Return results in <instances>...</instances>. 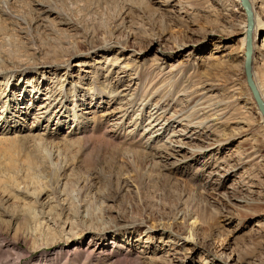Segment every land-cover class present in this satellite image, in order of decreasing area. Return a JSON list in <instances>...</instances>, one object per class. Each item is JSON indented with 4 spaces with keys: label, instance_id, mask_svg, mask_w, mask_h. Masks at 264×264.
<instances>
[{
    "label": "rangeland",
    "instance_id": "1",
    "mask_svg": "<svg viewBox=\"0 0 264 264\" xmlns=\"http://www.w3.org/2000/svg\"><path fill=\"white\" fill-rule=\"evenodd\" d=\"M245 19L237 0H0V264H264ZM173 133L216 147L178 157Z\"/></svg>",
    "mask_w": 264,
    "mask_h": 264
},
{
    "label": "bare ground",
    "instance_id": "2",
    "mask_svg": "<svg viewBox=\"0 0 264 264\" xmlns=\"http://www.w3.org/2000/svg\"><path fill=\"white\" fill-rule=\"evenodd\" d=\"M249 1V10H250V12H251V14H252V17H253V30H252V36H251V39H252V62H251V68H252V71H253V77H254V81H255V84H256V86H257V89H258V91H259V93H260V96H261V99H262V101L264 102V88H263V86H262V83L260 82V80H259V78L257 77V74L254 72V65H255V62H256V54H258V55H260L261 56V58L262 59H264V38H263V40L261 41V43L260 44H258V41H259V38H260V36H261V33L262 32H264V27H263V25H262V21H261V19H259V13H258V8H260V10H263V8H264V4L262 3V4H260V2H261V0H259L258 2H255L254 0H248ZM237 2L239 3V6L242 8V10H243V12H244V15H245V17H246V19H245V21L241 24V26H240V31H241V34L244 36L243 37V39H242V42H243V49H244V51H243V54H244V58H243V63H242V68H243V71H244V75L246 76V58H245V56H246V50H247V47H246V45H247V36H248V17H247V13L245 12V10H244V8H243V6H242V1L241 0H237ZM261 5V6H260ZM226 55H224V56H220V55H214V56H210V57H208L210 60H212V61H221L220 63H221V65L223 66L224 65V63H225V61H223L222 59L225 57ZM205 61V60H204ZM208 62V61H207ZM204 64V63H203ZM208 64V63H207ZM205 66V65H204ZM174 67V66H173ZM173 67H172V70H173ZM1 84V83H0ZM208 84V83H207ZM207 88V90H206V92H207V94L208 93H210V91L211 90H213L214 89V87H210V86H206ZM200 88H202V86L200 87ZM198 89V88H197ZM203 89V88H202ZM199 90V89H198ZM202 93V92H201ZM213 93V92H212ZM198 94V93H197ZM205 94V93H204ZM216 94V93H215ZM202 95V94H201ZM201 95H199V96H201ZM251 95H253V94H251ZM203 96H205V95H203ZM254 98V97H253ZM208 98H206V100H207ZM209 99H210V97H209ZM212 99V98H211ZM200 100V99H199ZM255 100V99H254ZM209 101V100H208ZM211 101V100H210ZM215 101V100H214ZM204 102V101H203ZM217 103V102H216ZM219 103V102H218ZM221 103V102H220ZM209 104V103H208ZM214 104V103H213ZM237 104V103H236ZM257 104V103H256ZM221 105V104H220ZM224 106V105H223ZM218 107V106H217ZM208 108H210V107H208ZM212 108H213V106H212ZM215 108V107H214ZM213 108V109H214ZM193 109V108H192ZM216 109V108H215ZM222 110V109H221ZM209 110H207V112H208ZM211 111V110H210ZM209 111V112H210ZM226 111V110H225ZM212 112V111H211ZM214 112V111H213ZM220 112V111H219ZM224 112V111H223ZM259 112H260V110H259ZM216 113V112H215ZM261 113V112H260ZM259 113V114H260ZM198 114V113H197ZM225 114H227V113H225ZM260 115H262V114H260ZM219 116V115H218ZM226 116V115H225ZM216 117V116H215ZM223 118V117H222ZM210 119V118H209ZM218 119V118H217ZM220 120H222V119H220ZM262 120H263V123H264V117H262ZM211 121H213V120H211ZM224 122H225V120H224ZM223 122V123H224ZM227 122V121H226ZM217 123V122H216ZM220 124H221V122H220ZM194 125H196V124H194ZM218 125V124H217ZM200 127H201V125H199ZM204 126V125H203ZM213 126V125H212ZM199 127V128H200ZM220 127V126H219ZM198 128V129H199ZM205 128V127H204ZM206 129H208V128H206ZM216 129H218V128H216ZM210 130V129H209ZM181 131V130H180ZM152 132V131H151ZM183 132V131H182ZM185 132V131H184ZM218 133V132H217ZM186 134V133H185ZM193 134V133H192ZM196 134V133H195ZM219 134H221V133H219ZM195 136V135H194ZM153 137V136H152ZM170 138V137H169ZM198 138V137H197ZM192 139V138H191ZM198 139H200V138H198ZM210 139V138H209ZM185 137L183 136V135H181V134H172V140L170 141V143H169V145H167V146H165L170 152H172V153H174V154H176L178 157H180L182 154H185V155H190V156H192V157H195V156H200V155H202V154H205L206 152H208L210 149H212V147L213 148H215L216 147V143H215V141H212L211 143L209 142L207 145H201V146H198V147H196L195 149L193 148V147H186V146H188V144L189 143H187V142H185ZM206 140V139H205ZM199 141V140H198ZM207 141V140H206ZM200 142H201V140H200ZM190 149L189 151H187V154L186 153H184L183 151H186V149ZM169 155H172V154H169ZM180 155V156H179ZM177 156H175V155H172V157H177ZM246 156H247V158H246V161L245 162H240V164H244V163H251V162H254V161H256L258 158H259V154L255 151V150H252V151H250L249 153H247L246 154ZM169 157V156H168ZM182 158H184V157H182ZM185 158H186V156H185ZM178 159V158H177ZM224 160V159H223ZM183 161V160H182ZM224 162V164L225 163H227V162H225V161H223ZM221 163V162H220ZM239 164V163H238ZM217 166H219L218 165V163H217ZM227 166V165H226ZM221 167V166H220ZM235 168H239L238 166H235V167H231V168H228V170L227 171H225V173L226 172H228V173H232V172H234L235 170H237V169H235ZM223 172V171H222ZM214 173V172H213ZM228 173H226V174H220L221 176H220V179L221 180H223V178L228 174ZM218 175V174H217ZM219 181V180H218ZM240 187V186H239ZM244 187V186H243ZM246 187H247V184H246ZM253 187H251V189H248V191L250 192V193H255V190H253L252 189ZM255 188V187H254ZM233 189H235V188H233ZM233 189H231V190H233ZM242 191H244V190H242ZM247 190H245V192H246ZM232 193V192H231ZM248 193V192H247ZM229 195V194H228ZM227 196V195H226ZM244 199V198H243ZM238 201H240V200H238ZM242 203H243V201H241ZM245 203V202H244ZM257 227H259V228H263L264 227V224H257L256 225ZM255 226V227H256ZM264 229V228H263ZM254 230V229H253ZM258 231V230H257ZM259 232V231H258ZM187 240H189L188 238H186ZM220 260H221V258H220ZM222 264H227L228 262H221Z\"/></svg>",
    "mask_w": 264,
    "mask_h": 264
},
{
    "label": "water",
    "instance_id": "3",
    "mask_svg": "<svg viewBox=\"0 0 264 264\" xmlns=\"http://www.w3.org/2000/svg\"><path fill=\"white\" fill-rule=\"evenodd\" d=\"M242 1V6L245 10V12L247 13V17H248V36H247V50H246V78H247V84L248 87L251 91V93L253 94V97L257 103V106L262 114V116L264 117V102L261 99L260 93L257 89V86L255 84L254 81V77H253V71L251 68V62H252V30H253V17L252 14L249 10V1L248 0H241Z\"/></svg>",
    "mask_w": 264,
    "mask_h": 264
}]
</instances>
